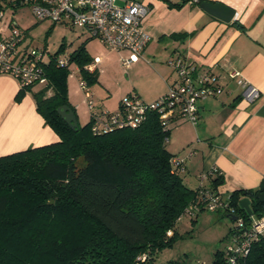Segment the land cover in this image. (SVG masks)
<instances>
[{"label": "trees", "instance_id": "16d2710c", "mask_svg": "<svg viewBox=\"0 0 264 264\" xmlns=\"http://www.w3.org/2000/svg\"><path fill=\"white\" fill-rule=\"evenodd\" d=\"M5 4L18 6L0 0V11ZM55 56L45 64L49 86H37L32 95L58 139L0 155V264H140L143 252L151 264L177 237L176 217L198 185L190 188L170 164L173 153L164 136L171 127L164 130L156 113L136 127L100 134L91 131L89 120L71 128L56 111L67 104L76 114L68 100L69 68L55 65ZM68 56L88 85L97 80L83 68L92 60L84 41ZM208 178L216 190L222 174ZM256 190L238 188L228 196L245 218L242 197L249 198L253 215L264 213ZM221 251L215 250L214 264H221ZM236 264H264V234Z\"/></svg>", "mask_w": 264, "mask_h": 264}, {"label": "crops", "instance_id": "0c3cea01", "mask_svg": "<svg viewBox=\"0 0 264 264\" xmlns=\"http://www.w3.org/2000/svg\"><path fill=\"white\" fill-rule=\"evenodd\" d=\"M142 1L149 5L141 24L150 39L141 56L127 68L149 69L155 75L151 88L155 90L148 94L139 93L136 86L132 85V92L146 100L164 93L174 78L167 61L175 56L196 64L200 70L211 67L223 74L226 70L236 69L260 91L256 100L248 102L239 95L236 83L224 76V91L200 101L195 125L180 120L171 126L168 147L171 146L175 151H168L186 156L190 149L193 150L181 171L183 181L190 188H196L197 174L215 166L222 174V181L215 185V189L222 197H228L238 188L257 189L264 178V0H208L232 8L234 15L229 21L207 13L197 1L188 0L180 6L169 5V1L180 0ZM2 11L3 9L0 11V28L2 33L7 34L9 20L2 21ZM78 29L79 36L85 37L87 53L92 59L99 58L93 72L97 74V80L103 88L89 86L94 104L114 110L119 99L131 91L124 93V87L112 89L101 81L106 58L101 52L90 49L93 37L89 36L88 29ZM116 53L121 66L120 58L127 56L128 51L116 50ZM68 78L74 79L73 84L67 83L68 100L75 109L77 120L87 117V122L88 109L83 92L78 86L81 78L79 71L68 74ZM37 86L20 91L16 78L0 73V155L58 139L36 109L32 90ZM95 91L105 98H95ZM210 182L211 178H208L206 184L209 185ZM202 211L192 220L195 221ZM223 214L227 216V213Z\"/></svg>", "mask_w": 264, "mask_h": 264}, {"label": "built area", "instance_id": "2783aa9c", "mask_svg": "<svg viewBox=\"0 0 264 264\" xmlns=\"http://www.w3.org/2000/svg\"><path fill=\"white\" fill-rule=\"evenodd\" d=\"M197 1V0H191ZM17 5H28L39 19H49L52 22L69 23L78 28H87L90 37H97L106 48L113 50L125 49L128 55L121 57L122 66L127 67L136 61L150 39L148 32L142 27V18L149 10V5L142 0H12ZM11 25V21H8ZM21 31L14 28L9 33H2L0 28V73L12 75L18 81L20 88L33 85L49 86L42 47L22 46ZM50 57V56H49ZM55 65L66 66L69 73L77 70L71 68L68 54L53 58ZM99 58L94 57L83 68L93 72ZM167 64L174 73V78L168 84L164 93L152 100H146L136 92L124 94L118 101L116 109L109 110L94 104L92 91L85 79L80 78L78 86L83 92L86 103L90 128L95 134L104 133L117 128L136 127L143 123L149 113H156L164 130H168L180 120L195 125L198 121V108L201 100L217 96L224 91L222 77L232 79L239 88V95L252 102L260 96V91L254 84L244 79L238 70L229 69L221 74L211 67L200 70L196 64L186 61L180 56L171 57ZM50 90H47L49 92ZM169 136H164L168 141ZM190 149L186 156L173 154L170 164L182 171L185 160L191 156ZM221 174L211 166L197 174L198 186L195 196L185 205L176 217L195 216L201 210H221L227 215H235L234 225L227 234V241L222 247L221 264H236L246 256L252 243L264 234V213L245 218L232 205L228 197H222L216 190L206 184L210 175ZM171 234V229L166 231ZM146 252L137 256L141 264L146 262ZM190 264H201L198 261Z\"/></svg>", "mask_w": 264, "mask_h": 264}, {"label": "rangeland", "instance_id": "374dc122", "mask_svg": "<svg viewBox=\"0 0 264 264\" xmlns=\"http://www.w3.org/2000/svg\"><path fill=\"white\" fill-rule=\"evenodd\" d=\"M2 12V21L6 19L11 21V25H8L9 31L14 28L22 32L21 45L34 48L42 47L45 60L54 53L57 57H63L69 54L78 44L85 42V37L79 36L78 27L71 26L69 23L39 19L33 14L28 5L14 7L5 4ZM89 47L92 51H99L104 54L106 68L101 75V81L107 83L112 89L118 90L121 86V88L124 87L123 92L125 93L127 90L133 91L132 85H135L139 93L148 94L155 90L151 89L155 75L149 69L139 67L136 70H131L122 67V65L120 66L117 61L116 50L106 48L97 37H93ZM71 68L75 70L73 63ZM73 82V78L67 79L68 85L73 84ZM101 85L98 80H95L89 86L103 88ZM95 92V98H105L100 92ZM86 120L87 117L79 118V123L84 124ZM168 144L167 141L165 146L168 147ZM168 149L171 152L175 151L171 149V146ZM233 225L234 220H230L223 212L217 213L204 210L195 221L189 216H184L175 225L178 232L177 237L171 244L157 251L151 264H188L194 261L201 264H214V252L216 249L223 247L227 241V230Z\"/></svg>", "mask_w": 264, "mask_h": 264}, {"label": "water", "instance_id": "95a60500", "mask_svg": "<svg viewBox=\"0 0 264 264\" xmlns=\"http://www.w3.org/2000/svg\"><path fill=\"white\" fill-rule=\"evenodd\" d=\"M200 7L207 13L223 21L231 20L234 15V10L232 8L219 2L204 0L200 2ZM56 111L71 128H77L78 120L76 114L69 105L61 104L56 108ZM255 195L260 202H264V178L261 180ZM238 203L239 206L247 212L248 216L252 215L250 200L248 197H242ZM227 217L230 220H234L236 218L235 215H227Z\"/></svg>", "mask_w": 264, "mask_h": 264}]
</instances>
